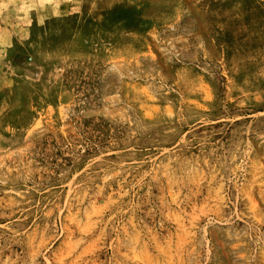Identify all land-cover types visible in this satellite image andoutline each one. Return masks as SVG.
<instances>
[{"label":"rangeland","instance_id":"obj_1","mask_svg":"<svg viewBox=\"0 0 264 264\" xmlns=\"http://www.w3.org/2000/svg\"><path fill=\"white\" fill-rule=\"evenodd\" d=\"M0 264H264V0H0Z\"/></svg>","mask_w":264,"mask_h":264}]
</instances>
